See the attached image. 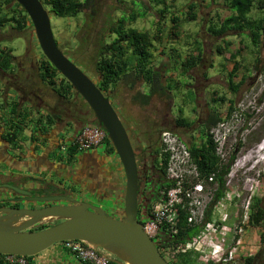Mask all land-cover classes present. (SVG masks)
<instances>
[{"label":"rangeland","instance_id":"rangeland-1","mask_svg":"<svg viewBox=\"0 0 264 264\" xmlns=\"http://www.w3.org/2000/svg\"><path fill=\"white\" fill-rule=\"evenodd\" d=\"M2 1L4 0H0V3ZM226 3L227 0H163L161 4H157L155 0H92L88 10L76 18L65 19L53 16L49 6H44L49 13L58 48L95 84L98 77L94 71V60L99 40L113 21L122 15L128 17L134 13L137 19L129 27L144 31L151 38L157 36L153 43L151 68L159 75L156 79L158 92L148 99L146 105H142L139 102L141 96L137 95L148 94L150 88L141 80L135 81L129 76L118 81L108 93L110 104L124 123L126 131L128 129V136L130 134L138 152H144L142 155L148 166L153 163V158L157 156L160 162L165 154V144L162 140L164 136L176 139L174 134L168 133L170 130L167 128L161 130L166 132L161 140L157 133L161 123L168 126L177 119L179 110L182 111L180 118L188 122L190 127L188 130L178 131L177 134L184 141H190L188 138L193 137L191 141H194L196 146L200 145L205 134L200 127L196 128V124L202 123L203 119L212 113L218 114L221 119V122L207 133L215 136L216 140L213 141L219 167L226 165L231 156H234V161L224 177V196L213 208L211 226L208 231H205L204 227L199 234L211 240L210 244L202 246L207 257L201 258L203 255L194 252L176 253L172 249L174 243H162L161 253L168 255L170 264H176L183 255L184 258H189L191 264H242L244 257L254 256L261 250L264 252V244L260 242L263 228L247 224L252 201L264 196V39L262 38L258 47H254L246 31L229 32V35L227 33L219 38L214 37L209 28L212 25L217 27L222 20L230 16ZM190 4L196 5L192 11H188ZM160 10H164L163 16L159 14ZM2 11L8 13L7 6H3ZM192 12L197 16L195 20L189 21V13ZM143 13L144 17L138 16ZM8 14L10 17L11 13ZM249 17L262 18L264 10L255 8ZM172 18L177 19L175 25L171 22ZM126 24L128 26L129 23ZM14 25L15 23H10L0 28V47L12 49L15 57L20 56L16 64L20 70L23 67L28 73L27 87L14 83L13 88L17 93L16 99L30 102L29 107L19 106L16 111V115L19 114L16 116L17 120L27 116L24 108L28 109L27 113L31 118L27 125H23L15 145L12 146V160L16 162V169H19L17 173L27 174L22 173L27 171L24 165L43 157L44 162L49 164L48 173L44 175L47 180L62 184L67 191L75 194L89 193L92 198L90 201L94 205L107 214L110 213L113 218H121L125 177L115 152L110 153L103 145V151L95 159V167H98L99 173V177H96L98 182H92L91 186L88 176L90 171L81 170L77 154L69 159L68 155L59 154L58 149L54 153L52 148L48 149L46 146V140H50L49 136L53 137L54 133L60 132L61 129L50 127L45 133H40L34 126V122L41 119L42 126L47 127L43 109L60 115L61 118L69 109L77 111L79 115L88 113V117L93 113L79 95L70 92V95L63 98L52 88L42 84L38 67L44 56L38 46L33 26L30 20L21 31L16 30ZM158 29L160 34L157 33ZM219 48L220 53L217 50ZM231 55L234 59L230 58ZM193 57L194 64L189 65ZM234 62L238 63L239 69L232 82L237 85L244 79L236 93L229 90L227 76ZM2 80L0 79V86L4 89L6 85ZM8 94L6 98L3 93L0 95L1 111L8 106H4L11 97ZM230 104L233 112L228 117ZM40 107L41 110L38 109ZM45 148L47 152L43 154ZM194 166L191 159L189 170L193 171ZM2 169L3 165H0V170ZM163 176L165 183H170L166 172ZM149 179L148 183L152 186L157 178L151 175ZM199 183L203 187L201 195L204 202L199 212L204 214L216 184L214 180L201 179L199 174L186 175V185ZM144 185H148L147 182ZM146 187L140 206L143 217L146 208L151 210L158 202L153 200L155 194L159 197V192L166 186L161 185L157 193ZM116 209H119V212H116ZM55 222L58 221L46 222L44 225L52 226ZM201 222L202 219L197 216L194 225ZM212 227L214 232L210 230ZM167 237L169 236H164ZM159 240L163 241L159 237L153 239L154 242ZM211 244L220 245L224 257H232V260L216 262V255L212 253L216 247Z\"/></svg>","mask_w":264,"mask_h":264},{"label":"trees","instance_id":"trees-1","mask_svg":"<svg viewBox=\"0 0 264 264\" xmlns=\"http://www.w3.org/2000/svg\"><path fill=\"white\" fill-rule=\"evenodd\" d=\"M44 6H49L50 13L61 19L65 18H76L83 11L88 10L91 7L92 0H40ZM215 1V0H211ZM157 4L163 3V0H155ZM255 3L257 5H255ZM15 4V6H10ZM3 6H7L8 13H11L9 17L8 13H3ZM196 7L195 4H190L188 11H192ZM226 7L230 12V16L220 22V24L215 27L211 26L209 31L214 37H222L229 35V32H243L246 31L247 37L250 43L254 47H258L261 43L262 38L264 39V17L259 19H252L249 17L253 9H258L259 11L264 10V0H227ZM164 10H160L159 14L164 15ZM8 14V15H7ZM189 21L196 19V13H189ZM139 17H144L145 14H139ZM137 19V15L132 13L130 16L125 17L122 15L116 21H113L104 35L101 36L99 40L98 48L94 60V71L98 77V82L96 84L97 88L108 97V93L111 92V88L117 84L121 79H125L132 76L135 81L141 80L143 83L147 84L150 88L148 94L137 95L140 97L139 102L142 105L148 103V99L158 92L157 77L159 76L152 68V51L154 49V41L157 40V36L151 38L146 32L138 31L134 28H130L129 25ZM177 19H171V22L175 25ZM29 21L26 12L18 5L14 0H4L0 3V28H3L6 24L15 23L16 30H23L26 23ZM126 23H129L128 26ZM157 33H161L160 29ZM220 53L221 49H217ZM11 50L0 48V71H11V63L15 57L11 54ZM67 57V56H66ZM234 59V56H230ZM194 64V57L189 61V65ZM239 69L237 62H234L232 69L228 73V88L232 93L238 91L240 83L244 81L242 78L239 84H234L232 80L235 78ZM129 72L131 75H129ZM38 76L42 84H45L52 88L57 95L65 98L70 95V92L77 94L71 85L59 74V72L43 57L39 62ZM60 78V79H59ZM56 79H59L57 81ZM58 83V84H57ZM78 95V94H77ZM139 99V98H138ZM15 105V104H13ZM87 105V104H86ZM180 115L182 113L179 110ZM233 112L231 104L227 111V116L229 117ZM15 108L11 112L10 124L13 128V133L6 135L7 142H13L16 140L18 133L22 130V125L25 123V119L22 118L20 121L17 120ZM40 118V117H39ZM92 119L86 122L83 127H95L96 120L92 115ZM179 124L188 125V123L179 118ZM42 120L38 119L34 122L41 133H45L47 128L53 125V118L51 116L45 117V125L42 126ZM221 122L218 114H214L211 117V124L208 127L207 132L216 127ZM13 123V124H12ZM82 127V128H83ZM79 128L78 132L82 129ZM77 132V133H78ZM205 133L202 143L200 146L192 145L189 148V155L194 163L196 170L201 179L211 181L214 180L216 184V190L214 191L213 198L210 200L207 208L204 211L203 219L199 225H190L187 223L189 212L186 209H178V218L176 223V234L169 235V233L161 230L159 233V238L163 239L165 243H179L190 240L198 236L204 229L207 223L211 222V214L214 206L223 198L224 196V177L228 174L230 166L233 164L234 156L230 157V160L223 167H219L218 158L215 156L216 145L213 141L212 136L209 133ZM132 143V142H131ZM105 147L109 149L110 153H114V149L106 138L103 143ZM73 149L69 150V159L74 155ZM157 152V150H156ZM158 153V152H157ZM168 154H164L160 159L162 173L165 174ZM170 183H164L165 188L169 187ZM162 185V186H163ZM140 193V192H139ZM138 193L137 196V218L141 224H144L149 219V207L146 208L145 216L140 209L141 206V195ZM153 200H158V194ZM119 212V209H116ZM123 213V211L121 212ZM119 214V213H118ZM247 224L251 227H262L263 232L260 235V242L264 244V196L262 198L254 199L250 205ZM49 226L41 224L30 231H39L45 229ZM167 235L169 237L164 238ZM164 243V244H165ZM156 244V242H155ZM197 255V254H196ZM31 259L32 257H28ZM1 264V263H0ZM114 264V263H111ZM176 264H191L189 258L179 257ZM214 264V263H208ZM242 264H264V252L261 250L254 256L244 257Z\"/></svg>","mask_w":264,"mask_h":264},{"label":"water","instance_id":"water-1","mask_svg":"<svg viewBox=\"0 0 264 264\" xmlns=\"http://www.w3.org/2000/svg\"><path fill=\"white\" fill-rule=\"evenodd\" d=\"M26 12L44 58L71 85L92 111L96 126L103 129L119 158L125 177L122 217L113 218L91 203L64 196L46 201L68 202L41 209L0 207V255L34 257L55 244L82 241L112 254L116 264H168L137 218L138 173L128 133L110 104L55 42L50 16L40 0H14ZM14 192L27 194L14 186ZM35 200V199H32ZM60 221L39 231L41 224Z\"/></svg>","mask_w":264,"mask_h":264},{"label":"flooded vegetation","instance_id":"flooded-vegetation-1","mask_svg":"<svg viewBox=\"0 0 264 264\" xmlns=\"http://www.w3.org/2000/svg\"><path fill=\"white\" fill-rule=\"evenodd\" d=\"M16 60L17 58H15L13 62L11 63V68H12L11 71H4V72L0 71V75H1L0 79L1 80L3 79L2 81L6 85L4 89L3 87L0 86V95L3 93L5 96L4 98H6L7 94L9 93L8 95L11 96L8 98L9 101L5 102L4 106L8 105L6 109L3 111L0 110L1 111L0 112V165H3L2 171L0 170V207L20 208V209L22 208L41 209V208L49 207L52 205H68L69 204L68 202H63V201H56V202L46 201L49 199H56V198L62 197L65 195V193H67L68 196L71 197L76 202L83 201L84 199H85V202L87 201L91 202L90 200L92 198H91V195L89 196V193L81 192L82 194L81 193L75 194L74 192L67 191L62 186V184L60 185L59 183H55V182L47 180V177L44 175L48 173L49 164L44 162L43 159L42 160L35 159V160H32L31 163L25 164L24 167L27 171L22 172V173H27V174L22 175L21 173H17L19 169L18 170L16 169L17 168L16 162L12 160V155H13L12 146L15 145L16 140L9 143L7 142L6 135H10L14 131L13 128L11 127V124H9L12 110L15 108V110L17 111L18 108H20L19 106H22V105L23 107L24 106L29 107L30 102L15 98L17 93L14 91V88H13L14 83H17L18 85H23L25 87H27L28 85L27 83L28 73L24 71L23 67H22L23 69L21 68L20 70V67L16 64L17 63ZM1 99L2 98H0V100ZM12 99H13V102H12ZM38 109L41 110L42 108L40 107ZM24 111L26 112L27 116L24 118L25 123L21 124L22 125L21 127H23V125H27L28 120L31 119L28 116L29 114L27 113L28 109L26 110L24 108ZM42 111L46 113V116H51L53 118V125L51 126L53 129L55 128V129H61V130L63 129L62 131H65V130L71 131L72 134L70 136L75 135L78 132L79 128H82L86 122L93 120L92 116L88 117V113L79 115L77 114V111L73 110L74 111L73 113V111L70 109L66 110L65 111L66 113L64 112L65 114L63 118H61L60 115L50 113L49 111L45 109H43ZM36 113H38L37 110H36ZM212 116H214L213 113L210 115H207L203 119L202 123L198 122L196 124V128L200 127V129L204 130L206 133L208 130V127L211 124ZM179 118H180V114L178 112L177 119H175L171 123V125L165 126L163 123H161L160 124L161 126L159 125L160 128L158 130L157 136L161 140L162 135L166 133V132H162L161 130L167 128L168 130H170L168 133L174 134V137L176 138L177 142H179L189 151V148L192 145H195L194 141H191L193 137L188 138L190 141H187V140L184 141L183 139L179 137L177 133L178 131L181 132L182 130H188V128L190 127L189 126L190 124L188 122H187L188 125L179 124V121H178ZM127 132H129L128 129H127ZM129 137H130V141L132 142V138L130 134H129ZM58 140L59 138L56 137L51 146L54 153L58 151L57 150L59 146ZM162 140L164 141V138ZM202 143H204V140L200 143V145ZM131 144L135 152V159H136V166H137V173H138V193L140 192L139 194L141 195V202H142V199H143L142 196L143 194H145V189H147L146 186L149 187L150 191L152 192L154 191L157 193L158 188L166 182L165 181L166 179L163 176L164 174L162 173L161 164L158 161L159 158L157 159V156L153 158L152 160L153 163L148 166L145 163V159L143 158V155H142L144 152L143 151L138 152L135 144H133V142ZM103 148L104 146L100 145L97 148L77 153V156H78L77 160L79 163H81V170L86 171V172L90 171V173L88 172V176L90 177L89 180L91 181V186H92V182L97 181L96 175H99L97 168L95 169V162H96L95 159H96V156H98L103 151ZM45 152H47L46 148L43 151V154ZM48 175L50 177V174ZM151 175H153L154 178L155 177L157 178L153 182L154 184L152 186L150 185V183H148L150 180L149 177ZM146 182L148 185L145 186L144 184ZM8 186L17 187L20 190L27 192V194L16 193ZM215 190L216 188L213 190V194ZM32 199H35V200H32ZM59 222L60 221L55 222L52 225L58 224ZM162 243H165V242L160 241V240L156 241V246L161 256H163V254L161 253ZM230 260H232V257H230V259L227 261H230Z\"/></svg>","mask_w":264,"mask_h":264},{"label":"built area","instance_id":"built-area-1","mask_svg":"<svg viewBox=\"0 0 264 264\" xmlns=\"http://www.w3.org/2000/svg\"><path fill=\"white\" fill-rule=\"evenodd\" d=\"M213 134V133H211ZM107 138L105 131L97 126L95 127H83L78 133L73 136L60 137L58 140V152L63 156H69V150L73 149L74 154L82 151L97 148L103 145ZM170 136H164L165 154H168V162L166 166V175L170 181L168 188H164L159 192L158 202L154 204L149 212V219L142 224L144 232L153 240L159 237L161 230L169 233V235L176 234V223L178 218V209H186L189 212L187 223L194 225L197 216L203 219V212H199L200 207L203 205L202 185H186V175L198 172L196 167H193V171L189 170V164L191 158L188 150L177 142L176 139ZM215 141V136L212 137ZM212 178V176H211ZM211 178L209 180L211 181ZM211 223L205 225V231ZM214 232V228H210ZM210 244L211 240L207 236L198 235L185 242H179L173 244L172 249L176 253H189L194 252L207 257L204 254L202 246L204 244ZM64 250L75 256L79 261L85 264H111L114 263L116 258L99 248H95L82 241H65L58 243ZM239 244V242L237 243ZM216 247L213 250V254L216 255V262H226L230 257H224L222 248L220 245L211 244ZM168 263V255L166 253L162 256ZM1 264H30L28 257H20L13 255H0Z\"/></svg>","mask_w":264,"mask_h":264},{"label":"crops","instance_id":"crops-1","mask_svg":"<svg viewBox=\"0 0 264 264\" xmlns=\"http://www.w3.org/2000/svg\"><path fill=\"white\" fill-rule=\"evenodd\" d=\"M0 48L11 50L12 51L11 54L14 56L12 49H8L5 47H0ZM15 58L18 59L20 58V56ZM71 134L72 132L68 130L60 131V132L56 131L53 137L49 136L48 139L50 140H46L47 143L46 146L49 147V149H51L52 143L54 142L56 137L57 138H60L61 136L69 137ZM38 158L43 159V157H38ZM97 177H99V175H97ZM30 264H85V263L79 261L75 256L64 250L60 244H55L49 249L45 250L44 252L38 254L37 256L32 257L30 259Z\"/></svg>","mask_w":264,"mask_h":264}]
</instances>
